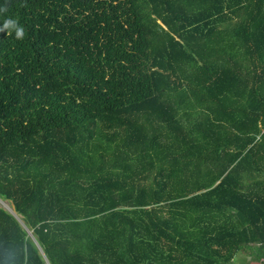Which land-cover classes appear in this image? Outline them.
<instances>
[{"label":"trees","instance_id":"obj_1","mask_svg":"<svg viewBox=\"0 0 264 264\" xmlns=\"http://www.w3.org/2000/svg\"><path fill=\"white\" fill-rule=\"evenodd\" d=\"M6 3L0 264L264 258V0Z\"/></svg>","mask_w":264,"mask_h":264},{"label":"rangeland","instance_id":"obj_2","mask_svg":"<svg viewBox=\"0 0 264 264\" xmlns=\"http://www.w3.org/2000/svg\"><path fill=\"white\" fill-rule=\"evenodd\" d=\"M0 207L7 210L8 212H14L12 204L8 201H4L1 198H0ZM243 253L242 255H240L238 264H241V262H243L244 264H264V258L258 256L257 253L249 249H245Z\"/></svg>","mask_w":264,"mask_h":264},{"label":"clouds","instance_id":"obj_3","mask_svg":"<svg viewBox=\"0 0 264 264\" xmlns=\"http://www.w3.org/2000/svg\"><path fill=\"white\" fill-rule=\"evenodd\" d=\"M21 6H25L24 4H22ZM8 10V6L7 3L5 4V6L0 7V12H7ZM15 29V33H16V38L17 39H22L24 36V28L23 26L18 24V21L14 20V19H6L4 21L3 27H0V32H5V30H8L6 32V35H10L11 34V30Z\"/></svg>","mask_w":264,"mask_h":264}]
</instances>
